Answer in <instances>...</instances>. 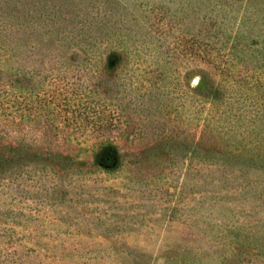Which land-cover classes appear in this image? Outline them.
I'll use <instances>...</instances> for the list:
<instances>
[{
  "label": "rangeland",
  "instance_id": "1",
  "mask_svg": "<svg viewBox=\"0 0 264 264\" xmlns=\"http://www.w3.org/2000/svg\"><path fill=\"white\" fill-rule=\"evenodd\" d=\"M0 108V264H264V0H0Z\"/></svg>",
  "mask_w": 264,
  "mask_h": 264
},
{
  "label": "trees",
  "instance_id": "2",
  "mask_svg": "<svg viewBox=\"0 0 264 264\" xmlns=\"http://www.w3.org/2000/svg\"><path fill=\"white\" fill-rule=\"evenodd\" d=\"M49 7H50V9L48 11V16L46 17V19L42 18V16L40 15L39 9H31L30 6H28L29 9L27 8L28 15L31 18H32V16H34L35 19H33V20L35 22H38L40 20H42V21L51 20V22H49V23L46 22V24L47 25L48 24H52V23L56 24L59 27V29L57 31L60 34H65L64 35L65 37H69V38H72L74 40L76 38H78V40H80V42H83L85 45H87L88 41H92L93 38H95L98 41L101 40V39H99V37L102 36V35H99L98 36L97 34L93 33V32H95L94 29H93V27H92L93 24H94V26L97 29L100 28V25H96V19L93 16L90 17V15H88L87 13H85L83 16H87V17H83V19H81L80 21H74V18L75 17H78V15H80V13L76 10V8L78 9L77 5H74V8L71 10V12L69 11V14H68V16H71V17L69 19H67V20L72 25L65 24V21L64 20H66V17H63V15L66 14L68 11H64V8H63V5L62 4H60L59 7H57V5H55V4L49 5ZM89 17H90V19H89ZM54 19H56V21ZM74 40H72V41H74ZM78 62H88V60H81V61H78ZM109 68H110V70H112V69L115 68V65H113L112 67H109ZM17 77L23 83H25L28 80L27 77H25V76H22V77L17 76ZM44 78L45 77H43V79ZM1 86H3V84H1ZM49 99L50 98L48 96H46V98H43L42 99V102L45 101L44 102V105H43L44 107H46V106L48 107V105H49V103L51 101ZM38 100L41 101V97H40V94L36 92L35 98H34V100H32V102L34 104H37ZM55 100H58V98H56ZM59 100H61V101L60 102H57L56 107H58L60 110H63L64 108L67 107V104L65 103L66 99L61 98ZM43 106H34V107H32L34 109V113L35 114H40L41 110L42 111H44V110L46 111V109H44ZM38 110H40V111H38ZM0 111H1V108H0ZM31 112H33V111H31ZM78 112H79V110H76L75 109V113H78ZM99 118H101V117H99ZM86 121H89V116L88 115L86 116ZM1 146L2 147H0V166L3 167L4 163H6V162H4L6 159L13 160V155H12V157H9V155H7V153H6V150L7 149H10L11 150V148H12L11 147V144L3 143ZM44 153L45 152H43V153L37 152L36 154L34 153V156H37L39 154L45 155ZM50 154L52 155L53 153H50ZM20 157L23 160L27 156L20 155ZM8 166L11 167V168H13L14 167V163L13 162L12 163H9Z\"/></svg>",
  "mask_w": 264,
  "mask_h": 264
}]
</instances>
